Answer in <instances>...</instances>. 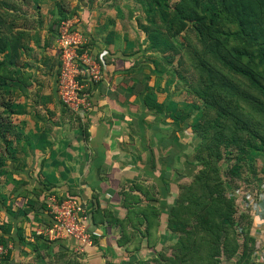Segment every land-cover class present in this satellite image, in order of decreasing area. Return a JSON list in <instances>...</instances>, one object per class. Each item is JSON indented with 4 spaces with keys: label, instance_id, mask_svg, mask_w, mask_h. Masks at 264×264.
I'll return each instance as SVG.
<instances>
[{
    "label": "crops",
    "instance_id": "0c3cea01",
    "mask_svg": "<svg viewBox=\"0 0 264 264\" xmlns=\"http://www.w3.org/2000/svg\"><path fill=\"white\" fill-rule=\"evenodd\" d=\"M54 3V0L31 2V15H36L35 6L40 9L42 20L41 25L32 29L30 49L23 54L30 82L14 90L8 98L15 104L14 108H18L13 118L23 125L16 132L13 143L17 144L11 148L14 154L8 157V169L0 174V235L11 246L0 264H49V250L56 255L69 247L76 249L77 242L73 238L47 242L49 239L36 233L50 223L42 202L46 201L47 188H56L61 194L67 193L69 188L75 192L74 198L84 203L89 212L91 225L92 215L95 217L100 209L124 217L127 213L123 203L125 196L139 199L130 214L134 221L140 216L138 209H143L148 201L154 205L173 200L169 199L173 194L171 190L165 196L160 195L162 199L154 198L157 188L151 190V185L161 177L160 155L173 150L175 134L169 133L168 126L159 127L153 138L152 130L144 131L145 110H149L143 93L148 70L139 60L145 53L139 49L144 36L143 33L138 36L133 17L127 15L125 0H82L75 2V6L70 4L73 6L70 9L65 7L68 16L69 12L81 16L80 31L101 58V78L87 93L90 108L83 113L73 112L64 126L55 91L57 57L52 34L55 27L47 26V22L52 23L58 16ZM53 8L55 15L50 20L48 13ZM132 9H137L136 3ZM32 51L35 57L30 61ZM147 82L153 84L151 80ZM156 115L162 119V114ZM185 143L188 150L191 143L188 140ZM174 161L167 165V170L173 169ZM164 184L167 188L172 182ZM33 188L38 193H34ZM261 219L264 220V216ZM93 228L107 235L100 237L98 247L93 246L94 243L85 247V264H105L103 252L113 257L110 261H116L121 253H113L115 249L110 242L114 241L104 242L108 237L117 239L119 228L107 222Z\"/></svg>",
    "mask_w": 264,
    "mask_h": 264
},
{
    "label": "trees",
    "instance_id": "16d2710c",
    "mask_svg": "<svg viewBox=\"0 0 264 264\" xmlns=\"http://www.w3.org/2000/svg\"><path fill=\"white\" fill-rule=\"evenodd\" d=\"M90 1L92 2V0ZM31 2L36 4L37 0H0V174L5 173L8 169L6 166L8 157L12 158L14 154L11 148L17 144L15 142L16 144L14 145L13 142L17 138L16 134L19 129L21 130L19 127L23 125V123L13 118L15 109L18 108H14L15 104L8 98H10V94L14 90H19L20 86L24 88L25 84L30 82V73L25 70L26 64L22 61L23 51L25 53L30 49L29 42L31 41L32 29L37 24L38 26L41 25L42 20L39 13L40 9L35 8V6L36 15H31ZM54 2L58 16L54 18L55 8L51 9L48 16L50 20L53 18L54 20L50 24L47 22V26L55 27V32L52 34L56 38L60 21L68 17V15L65 12L62 0L58 2L54 0ZM263 3L264 0H230L229 2L227 0L147 1V12L152 15L153 19H155V9H161L160 21L163 22L167 18V23L170 22L168 27L174 29L170 30L172 36H177L181 31L190 29L195 33L197 41L202 45V50L197 51L195 53L197 54L196 57L193 58V64L201 76V81H199L200 93L197 98L199 101L188 104L190 110L187 111L185 117L191 113L194 114L193 117H196V121L191 125V128L197 133L195 135L199 137L200 142L196 147L198 149L195 157L199 165H204V168L199 171L200 180L203 184L205 183L206 187L217 191V194L215 197L212 194H207L205 197L196 195L190 208L191 205L187 200L191 201V198L189 199L184 197L183 194L177 193L178 202L179 199L182 201L176 203L172 209L174 213H177L176 210L178 209L180 212L184 210L188 211V213H194L198 224L207 231L218 230L222 226L221 222L229 224L236 239L233 251L228 256L229 258L224 259L231 264H234L235 261L237 263L241 259L245 246L244 235L239 227L241 216L239 204H233L231 199L225 198L221 181L215 182L214 186L210 185L208 182L210 177L207 180L206 175H209L208 169L211 170L212 174L216 168L210 166V160L213 155L218 156L219 151L216 148L221 141L226 140L224 151L231 146L242 149L238 144L241 131L243 134L256 137L259 140V145L261 144V152L264 153V122L260 121L264 118V19L262 21L256 15L257 6L260 8ZM22 4L26 6L23 7L21 6ZM230 23L234 24L233 29L230 28ZM79 26L78 24L77 28L80 30ZM148 31L153 38L156 28L151 27ZM36 40L37 38L33 42H36ZM147 44H150L151 49L153 47L158 49L162 45L171 46L172 56L182 53L179 46L175 48L174 44H170L169 41L163 40L161 42L158 40L155 42L153 39L150 42L148 41ZM92 46L91 42L85 41L83 45L78 47V51L91 52L99 62L100 57L92 49ZM144 47L145 44L139 45V49L144 50ZM184 49L186 53H189L193 50V47H185ZM187 56L189 55L187 54ZM56 57L55 70L57 78L60 67L57 51ZM167 59L168 62H171L170 57ZM175 69L180 71L177 67ZM149 80L150 74L146 72L143 92L146 107L152 105V103L156 105L155 90L161 89L159 88L160 85H156V83L152 84L154 85L152 89V86H149L150 84L147 82ZM81 81L86 83L84 92L87 96L90 86L96 85L97 81L89 79ZM242 81H245L253 88L256 94L246 90ZM57 100L62 110L72 115L74 114L59 101L58 97ZM166 103L169 105V108H167L168 112L174 103L169 98V101L163 103V109ZM245 103L248 109H246ZM194 110L195 113L193 112ZM76 119H78V116H76ZM16 123L19 129L15 128ZM18 144L20 145V143ZM199 148L202 149L201 152H199ZM202 152L206 153L205 156ZM155 182L160 195L165 196L169 189H172V193H176L174 184H169L167 189L162 180L158 179ZM35 190L36 188H33V192L38 193ZM46 190L51 191L49 188ZM146 192L148 193L149 190H146ZM192 192H194L193 188L189 187V191H186V194H191ZM125 193L123 194L126 195ZM63 197L69 198V196ZM131 199L126 196L124 198L123 203L127 208V213L124 217H119L110 210L100 209L97 210L95 217L92 215L93 223L92 225L90 224V227L93 228L96 224L107 222L109 225H115L120 228V231L127 232V223L131 221L130 214L134 211L132 207L135 208L134 202L139 201V199ZM214 200H217L216 202L220 201L227 213V217L216 214L218 212L214 208ZM184 202L186 203L184 204ZM177 205L179 206L178 209ZM154 209L156 210V207L147 202V204H144L143 209H138V213L144 215V211H146L152 215ZM175 215L177 216V214ZM173 221L175 222L176 220ZM175 227H177L178 232L181 231L178 225H175ZM0 240L7 244V241L1 235ZM46 241L49 242L48 240ZM92 241H94L93 237ZM45 250L47 249L45 248ZM9 251L10 248L5 255L0 257V260ZM63 253L64 250H60L57 254L61 256ZM45 256H47V251ZM239 264H246V262H239Z\"/></svg>",
    "mask_w": 264,
    "mask_h": 264
},
{
    "label": "rangeland",
    "instance_id": "374dc122",
    "mask_svg": "<svg viewBox=\"0 0 264 264\" xmlns=\"http://www.w3.org/2000/svg\"><path fill=\"white\" fill-rule=\"evenodd\" d=\"M70 1L64 0V3H62L70 9L71 5L74 4L73 6H75V2L77 4L78 2H82V0H72L69 3ZM147 1L125 0L127 4L126 12L128 16L133 17L132 22L138 31V33L135 31V34L137 33L140 36L143 33L144 36L142 43L143 45L145 44V53L144 56L139 57V60L143 62L144 67L148 70L150 80L154 84L160 85L159 88H161L160 90H155L156 99L158 98L156 105L152 103V105L147 107L149 110H145L143 124L147 127L145 128L144 126V131L147 129L152 130L151 138H153L157 134L156 132L159 130V127L168 126L169 133L175 134V146H173V143L170 144L173 146V150L170 151V154L164 151L160 155V162L162 163L159 172L161 176L160 180L163 183L171 180L172 184L176 186V193L174 192L172 197L169 196V199H173L171 203L156 202L154 204L156 210L154 209L152 215L144 211V215L140 213L138 221H134L131 218L126 228H132L133 231L123 232L119 228L117 230L118 233L115 235L118 237L117 239L109 240V237L108 240L105 239L104 244H107L108 241H114L110 242V245L112 244L115 249L114 252L112 251L113 253H121L118 255L116 261H110L113 257L103 252L105 264H231L225 259L229 258V254L233 251L236 236L229 224L221 222L222 226L218 230L207 231L198 224L194 213H188V211L184 210L180 212L178 205L177 213H174L172 209L176 203L182 201L179 199L178 202L177 193L183 194L184 197H188L189 199L191 198V201L187 200L191 205L190 208L193 204L192 200L196 195H203L205 197L207 194H212L215 197L217 194V191L206 187L205 183L203 184L200 180L199 171L204 168V165H199L195 157L198 149L196 147L200 142L199 137L195 135L197 133L191 128V125L196 121V117H193L194 114L192 113L185 117L187 111L190 110L188 104L199 101L197 98L200 93L199 81H201V76L193 64V58L196 57L197 54L195 53L197 51L202 50V45L197 41L195 33L190 29L181 31L177 36H172L170 30L174 29L168 27L170 22L167 23V18L163 22L160 21L161 9H155V19H153L152 15L147 12ZM227 1L229 2L230 0ZM135 3L137 9H132ZM257 9V18L263 21L264 3L260 8L257 6ZM68 19L76 25L81 24V16L77 13L69 12ZM151 27L156 28L153 38L148 31ZM230 28L233 29L234 24L230 23ZM135 34L132 35L135 36ZM153 39L155 42L158 40L161 42L163 40L169 41L170 44H174L175 48L179 46L182 53L172 56L171 46L167 47L166 45L159 46L158 49L156 47L151 49L150 44H147V42ZM190 46L193 47V50L186 53L184 48ZM31 53L28 60L33 61L31 59H34L35 53L34 51ZM23 54L25 55L24 51ZM169 57L171 62H168L167 58ZM175 67L181 72L176 70ZM171 81L173 82L169 83ZM242 82L246 90L256 94L255 90L245 81ZM149 86H152V89L154 87V85ZM169 95L174 104L171 105L173 109L171 108L167 112L169 105L166 103L164 109L162 107ZM245 107L248 109L246 103ZM61 112L64 115L61 117V123L65 122V124L62 123V126H64L67 120L73 116L67 111L62 110V108ZM155 112L162 114V119ZM193 112L195 113V110ZM260 121L264 122V118ZM239 136L241 137L238 144L242 149L231 146L224 151L223 148L226 140L220 142L216 148L219 151L218 156L213 155L210 160V166L216 168L212 174L211 170L208 169L209 175H206V177L207 180L210 177L208 182L213 186L215 182L221 181L225 198L231 199L233 204H239L241 215L239 227L244 235L245 246L241 259L237 263L235 261L234 264H239V262L264 264V220L261 219L264 215H260L251 209L253 202L257 203L264 199V153L261 152V144L259 145V140L256 137L243 134L242 131L239 133ZM144 140L147 141L148 137ZM183 140L184 142L188 140L191 143V147L188 150H186L187 144H184ZM179 142L182 146H180ZM164 150H166V147ZM201 151L202 149L199 148V152ZM202 153L205 156L206 153ZM173 160H175L174 165H172L173 169L167 170V165H171ZM189 187L193 188L194 192L186 194V191H189ZM155 188H157L156 183L151 185L152 191H155ZM52 189L56 192L53 190L47 191L46 201H42L45 210H47V199L51 195L59 199L63 198V196H69V198L76 197L75 192L70 191V188L67 190V193L63 194L56 188ZM156 193L157 195H154V198L159 196L162 199L160 193L158 191ZM216 201L214 200L213 202L214 208L218 212L216 214L227 217L223 205H221L220 201ZM171 219L176 221L174 222ZM175 225L179 226L180 232L177 231ZM90 229L93 232L92 237L94 241H92V244L94 243L93 246L96 245L98 247L99 245L97 246L96 243H98L102 235L106 236L107 233H101L98 229L96 231L92 227ZM86 250L80 251L69 247L64 250L61 256H59L60 254L55 255V252L49 250L48 262L49 264H85Z\"/></svg>",
    "mask_w": 264,
    "mask_h": 264
},
{
    "label": "built area",
    "instance_id": "2783aa9c",
    "mask_svg": "<svg viewBox=\"0 0 264 264\" xmlns=\"http://www.w3.org/2000/svg\"><path fill=\"white\" fill-rule=\"evenodd\" d=\"M85 41L84 35L73 21L68 17L60 21L55 38L60 62L55 90L59 101L75 113H83L90 108L84 92L86 83L81 80L99 81L101 78L100 64L95 56L88 51H78V47ZM47 200L50 223L37 229L36 233L49 240L73 238L77 242L76 249L80 251L91 245L93 232L85 204L76 198L59 199L54 195ZM251 209L264 215V199L253 202ZM10 247L8 243L4 244L0 240V257Z\"/></svg>",
    "mask_w": 264,
    "mask_h": 264
}]
</instances>
